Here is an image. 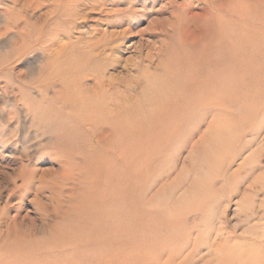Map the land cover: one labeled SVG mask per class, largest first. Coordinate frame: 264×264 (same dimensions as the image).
Segmentation results:
<instances>
[{
  "label": "bare ground",
  "instance_id": "6f19581e",
  "mask_svg": "<svg viewBox=\"0 0 264 264\" xmlns=\"http://www.w3.org/2000/svg\"><path fill=\"white\" fill-rule=\"evenodd\" d=\"M47 1L38 0L30 11L34 13ZM138 1L53 0V12L59 16L52 26L68 30L73 25L68 19L73 17V26L80 27L83 22L78 19L94 13L106 16L97 17L96 26L120 28L129 24L130 15L135 13L134 2ZM181 1L172 13L176 20L168 22L169 37L161 40L155 54H147L136 66L133 63L137 75L126 80L115 81L105 70L108 64L116 63L110 55L114 41L130 33V28L123 27L119 32L88 27V31H77L79 36L74 42L66 34L67 41L50 52L52 75L56 74V66L62 67L57 73L61 90L51 98L43 96V116L51 112L61 124L66 120L73 127L110 129L98 137L94 147L86 139L74 140L72 134L58 132L49 142L48 151L53 159L61 160L57 170L49 171L55 178L46 183L36 179L34 171L27 172L23 164L17 170L20 183L9 190L19 199L17 207L31 191L30 202L43 204L41 193L48 191L46 198L66 218V238L75 232L79 236L73 248L63 246L67 240L55 239L63 240L58 245L60 250L73 252L80 246L89 250V246H100L104 241L125 240L133 241L129 252L138 257L139 264H195L204 249L208 258L203 264H211L212 259H216L214 264H229L239 256L249 257L241 264H264V257L238 243L240 239L254 245L264 239V209L254 214L244 194L234 211L244 223L253 214L256 216L243 231L249 237L236 236L225 226V220H220L224 219L226 203L236 193L239 182L246 180V189L255 187L257 182L256 178H249L254 165H243L237 172L228 170L231 158L247 148L243 139L259 134V129L251 126L260 114L264 115V109L259 107L264 103V0H209L201 7L192 0ZM22 2H11L14 7L19 6L12 26L18 28L22 23L21 29L29 24L22 14L27 4ZM121 3L129 5L128 10L112 8ZM108 6L111 9L106 11ZM46 16L47 13L35 18L34 23L40 26H34V33L47 25ZM39 38L36 41L41 44L43 38ZM21 39L24 41L25 35ZM24 47L22 44L21 49ZM252 80L255 83L249 86ZM49 86L52 84H44L42 93L49 91ZM205 118L210 119L207 128L218 121L219 125L226 123V129L215 133V139L205 131L198 140H192L193 131L200 129ZM179 129H190L182 140ZM83 136L91 141L89 135ZM211 137L215 140L213 148L207 146ZM180 141V147L190 144L186 156L190 162L184 164V159L175 169L181 149L174 155L168 151L162 155V151L169 143ZM99 147L105 157V161L100 160L102 165L97 162L101 154L94 153ZM206 147L209 150L204 151ZM73 153L81 156L82 164L73 160ZM259 153L264 154V150L261 148ZM253 156H258L256 151ZM162 159H170L173 166L164 165L166 171H160V183L157 181L158 187L152 193L156 184L139 185L138 172L144 167L149 170ZM203 163L208 170L215 167L216 173L204 176ZM171 171L175 172L173 178H169ZM77 178L82 180L80 190L66 186ZM261 187L254 190V195ZM7 200L4 205L9 204ZM156 200L162 202L160 206L155 204L159 208L152 207ZM15 212L10 217L3 215L2 223L10 232L18 224V211ZM143 218L149 221L144 222ZM8 230L0 231L1 264H10L23 252L38 249L32 241L30 245L28 241L19 244L28 238L24 232L14 238ZM137 235L141 236L139 242L134 240ZM236 239L237 243L228 246ZM79 263L74 260L71 264Z\"/></svg>",
  "mask_w": 264,
  "mask_h": 264
},
{
  "label": "rangeland",
  "instance_id": "374dc122",
  "mask_svg": "<svg viewBox=\"0 0 264 264\" xmlns=\"http://www.w3.org/2000/svg\"><path fill=\"white\" fill-rule=\"evenodd\" d=\"M22 1L27 4V10L23 11L22 14L29 20V24L24 25L21 29L20 26L23 25L22 23L19 24L20 26L18 28L12 26L14 21L13 17L17 15V8L19 6L14 7L11 4L12 0H0V231L1 229L2 231L8 230L2 223V219H4L3 217L5 215L8 217L12 216L17 210L18 218L16 221L18 224H16L13 232L12 230L11 232L8 230V232L14 238L17 233L24 232L28 238H23L21 243H19L20 241L18 240L16 243L24 245L23 243L28 241L29 244H26L30 245L32 241L33 243H36L38 249L34 248L31 252H23V256L17 259L15 258L16 261L10 262V264H71L74 260H80L79 264H139L138 257L129 252L130 243L133 241H104L100 246H89V250L80 246L73 252L72 250L64 251L58 249L61 247L58 246L59 243L63 240L55 241V239L62 238L67 240V244H64L63 246L66 245L73 248L78 243L79 236H77V233L75 232L72 236L69 237L68 235L66 238V234L63 232V229L67 224L66 218L63 219L62 211L55 208L46 198V196L50 195V193L48 191L41 193V200L43 204L40 205L30 202L32 191L30 192L31 194L28 192V195L26 194L25 198L21 201L20 207H17L19 199L17 195L13 194L9 190L13 184L17 185L20 183L17 170L21 164L26 166L27 172L34 171V177L36 179L41 178L45 183L55 178V174H50L49 171L57 170L58 163L61 158L57 157V159H53L51 157L48 151V144L55 136L58 135V132L70 133L73 135L72 139L74 140L86 139L89 144L94 147L98 137L102 136V133H108L110 131V129H89L87 125L73 127L72 124L66 120L61 124L59 120H56L52 116L51 112H48L47 116H45V114L43 116L42 110L46 105L44 101V103H42L43 96L51 98L56 94L59 95L61 90L60 80L57 73L62 69V67L56 66V74L52 75L50 62L52 59L50 52H54V48L56 46L67 41V37L65 35H69L70 41L74 42L76 41V37L79 36L77 31H88V27L99 28L101 31L111 29L119 31L120 29H123V27L130 28V33H124L114 41V55L109 53L111 50L106 51L111 55L113 60L116 61L113 66L111 64L107 65L105 70L106 75L114 77L115 81H123L122 79L126 80L131 76L137 75L134 70L133 63H135L136 66L138 61H140L141 58L146 57L147 54H155L163 42L161 40L169 37L171 30L169 29L168 22L169 20L170 22L172 20H176V18L172 16V13L176 10L174 8L182 1L139 0L138 2H134L135 5L133 8H135V13H132V16L130 15L129 24L126 23L120 28H112L105 24H99L96 26L97 23H95V19H97V17L106 18V16L103 14L98 15L94 13H87L85 14V17L78 19V21L81 20L83 22V26H77L78 29L73 26L75 24L73 17L69 18L68 20H72L73 25H71V28L68 30L65 28L63 29V27H58L57 25L55 27L52 26L55 18L59 16V14H54L53 12L55 9L53 0L47 1L45 5H40L39 9L35 8L34 13L30 11V8L33 4H36L38 0H21V2ZM208 1L209 0H192V3L201 7ZM124 3L116 5L112 8L120 10L125 7V9H127L129 5ZM108 9H111L110 6H108L106 11H109ZM58 11L60 12L59 9ZM112 12L113 10L109 13ZM45 13H47V16L45 17L47 19V25L45 27H41L34 33L33 28L36 25L34 23L35 18L38 15L43 16ZM91 18L93 19L91 20ZM136 19L140 20L136 23ZM36 26H40V23H37ZM21 35H25L24 41L21 39ZM38 37H40L39 39L43 38L41 44H39L40 40L36 41ZM59 41L60 43H58ZM22 44L25 46L23 49H21ZM46 75L47 78H45ZM254 83L255 80L248 82L249 86ZM44 84H52V87L49 86V91L42 93L41 89ZM259 107L264 109V103L260 104ZM225 118L229 119L227 116ZM209 121V118H205L200 129H195L193 131L192 140H198L199 136L205 131H208L207 133L215 139V136L217 135H215V133H218V131L220 132V129H226V123L225 125H219L218 121L211 123L210 127L207 128ZM251 127L259 129V134L255 137L247 136L243 139V141L247 144V148L234 158H231L228 171L237 172L241 170V167H244L243 165H254L252 170L253 175H250L249 178L252 179L254 177L257 179V182L255 187L246 189V180H241L237 185L236 193L229 196V201L226 203L225 210L223 212L224 219H220L221 221L225 220V226L228 227L229 230H232L233 234L236 236L247 237L249 236L246 233H243V231L248 225H252L254 223V219L256 217L254 215L255 212L264 209V207H261L264 206V154L259 153L261 148L264 150V115L260 114ZM189 131L190 129H179V140H182ZM83 134L89 135L91 141L83 136ZM212 137L207 145L211 146V148L215 147V140ZM180 143L181 141L178 143H169L162 151V155H164L167 151L168 154L170 153V155H174L181 149L179 154L180 161L177 160L175 162V169L180 167L181 162L184 159V164H188L190 162L189 158H186L190 149V144L186 147H180ZM206 148L204 151L209 150ZM255 151L258 156L252 157V153ZM98 152L101 155H98ZM94 153L101 156L97 162L99 165H102V161L105 159L102 149L99 147ZM72 158L74 161L82 164V158L78 153H73ZM170 159H167L166 161L163 159L161 161L158 160L152 164V167L149 170H146L144 167L142 172H138L140 179L139 185L140 183L144 185L155 183L156 188L155 186L152 187L153 193V191L158 187L157 181L160 183V176L166 171L164 165L166 164L168 168L173 166V162ZM203 165L204 167L202 171L205 173L204 176L209 174L214 175L216 173L217 170H215V167L210 166L208 170L206 168V163H203ZM162 170L163 172H160ZM169 175V178H173L175 176V172ZM140 177H144V179L141 180ZM154 179L155 182H152ZM76 180H72L70 182L71 184H66V186H75L74 190H80L82 188V180L79 178ZM260 184L262 185L261 190L257 191L256 195H254V190L259 188V186H261ZM218 185H221V183ZM227 188V193L230 194L229 187ZM244 194H247L245 200L248 199L250 201V207L253 208L254 212L247 223L242 222V216L234 215V211L241 201V198L244 197ZM6 198L8 199L7 203L9 202V204L4 205ZM189 200L190 199L186 200V203L189 202ZM160 203H162L160 200H156V203H154L152 207L159 208L158 206H160ZM155 204L159 205L157 206ZM146 209L147 208H144L145 211ZM146 220L147 218H143L144 222L149 221ZM33 236L35 238H33ZM140 237V235H137L134 239L135 242H139ZM38 240H41V242ZM234 242L237 243L238 239L231 240L228 246L233 245ZM238 243H241L240 245L243 246L242 248L249 249L250 252L264 257L263 238L258 239L254 245H248V240L245 242L239 239ZM199 254L201 257L199 258L197 256L195 258V264H203L205 258H208L205 249ZM6 256L7 258H13L10 255ZM66 258L68 259L66 260ZM247 258L249 257L239 256L229 264H241L246 261ZM211 261V264H214L216 259H212Z\"/></svg>",
  "mask_w": 264,
  "mask_h": 264
}]
</instances>
